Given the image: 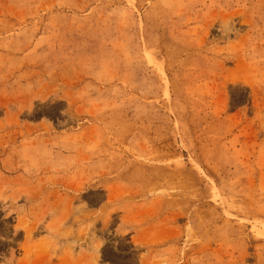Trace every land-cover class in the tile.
<instances>
[{
  "label": "rangeland",
  "instance_id": "obj_1",
  "mask_svg": "<svg viewBox=\"0 0 264 264\" xmlns=\"http://www.w3.org/2000/svg\"><path fill=\"white\" fill-rule=\"evenodd\" d=\"M0 264H264V0H0Z\"/></svg>",
  "mask_w": 264,
  "mask_h": 264
}]
</instances>
